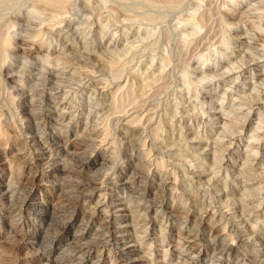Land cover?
<instances>
[{
	"label": "clouds",
	"instance_id": "1",
	"mask_svg": "<svg viewBox=\"0 0 264 264\" xmlns=\"http://www.w3.org/2000/svg\"><path fill=\"white\" fill-rule=\"evenodd\" d=\"M0 264H264V0H0Z\"/></svg>",
	"mask_w": 264,
	"mask_h": 264
}]
</instances>
